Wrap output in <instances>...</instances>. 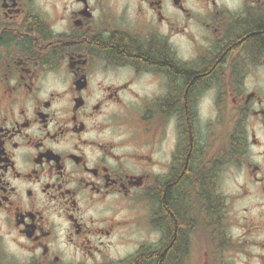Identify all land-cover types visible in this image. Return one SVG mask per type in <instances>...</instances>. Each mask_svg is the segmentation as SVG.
<instances>
[{
  "label": "flooded vegetation",
  "instance_id": "1",
  "mask_svg": "<svg viewBox=\"0 0 264 264\" xmlns=\"http://www.w3.org/2000/svg\"><path fill=\"white\" fill-rule=\"evenodd\" d=\"M0 264H264V0H0Z\"/></svg>",
  "mask_w": 264,
  "mask_h": 264
},
{
  "label": "trees",
  "instance_id": "2",
  "mask_svg": "<svg viewBox=\"0 0 264 264\" xmlns=\"http://www.w3.org/2000/svg\"><path fill=\"white\" fill-rule=\"evenodd\" d=\"M180 225H181V223H179ZM168 228H169V230L172 228V220L170 219V220H168ZM183 232V231H182ZM180 245V244H179Z\"/></svg>",
  "mask_w": 264,
  "mask_h": 264
},
{
  "label": "rangeland",
  "instance_id": "3",
  "mask_svg": "<svg viewBox=\"0 0 264 264\" xmlns=\"http://www.w3.org/2000/svg\"><path fill=\"white\" fill-rule=\"evenodd\" d=\"M224 189H226V187L224 186Z\"/></svg>",
  "mask_w": 264,
  "mask_h": 264
}]
</instances>
